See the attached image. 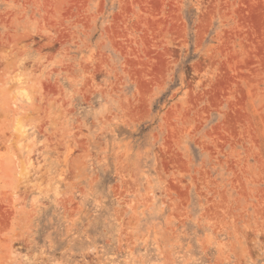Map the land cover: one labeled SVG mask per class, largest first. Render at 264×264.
<instances>
[{"label": "rangeland", "instance_id": "1", "mask_svg": "<svg viewBox=\"0 0 264 264\" xmlns=\"http://www.w3.org/2000/svg\"><path fill=\"white\" fill-rule=\"evenodd\" d=\"M0 264H264V0H0Z\"/></svg>", "mask_w": 264, "mask_h": 264}]
</instances>
